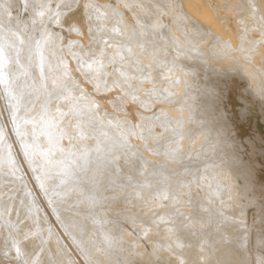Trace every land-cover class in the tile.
Segmentation results:
<instances>
[{"label":"bare ground","instance_id":"6f19581e","mask_svg":"<svg viewBox=\"0 0 264 264\" xmlns=\"http://www.w3.org/2000/svg\"><path fill=\"white\" fill-rule=\"evenodd\" d=\"M21 1L49 24L28 33L19 0H0V264L261 260L264 244L238 236L251 215L233 212L213 116L235 100L264 120V0H115L134 25L108 0ZM81 2L99 47L70 53ZM67 49L114 100L72 77ZM127 99L144 110L135 123Z\"/></svg>","mask_w":264,"mask_h":264},{"label":"rangeland","instance_id":"374dc122","mask_svg":"<svg viewBox=\"0 0 264 264\" xmlns=\"http://www.w3.org/2000/svg\"><path fill=\"white\" fill-rule=\"evenodd\" d=\"M56 1H58V0H56ZM19 2H20V5H18V7H16V8H14V7L10 8V9H13L10 11L12 12V15H14L16 13L15 15L18 18V20L26 25V27L24 26V30H27L26 32L29 33L30 30L32 29V27L37 26L38 23H40V22L49 24V21L48 22L45 21L44 17H42V18L40 17L42 19V20H40V22L38 20H36L35 16H33L31 14L32 11H29V8H28L29 6L26 7V2H22L21 0H19ZM62 3H64V2H62ZM108 3L110 4V6L118 7L122 11V13L125 14L126 18L125 17L124 18L126 20H128V22L131 25H134L135 21H134V19H132V14H130V13H131V11H133V9L135 7L131 10V7L129 6V3H132V2L128 1V6H124L123 4H118V2L115 0H108ZM141 4L145 5L144 2L139 3L136 6L138 8V9L136 8L137 10H141V7H142ZM27 5H28V3H27ZM101 5L104 6L103 4H100L99 6H101ZM139 5H140V7H139ZM85 10L90 11V13L92 12V9L86 8V6H84L81 2L77 11L79 12V21L82 23L83 35L79 36V33H77V32L76 33L73 32L74 34L72 32L70 34L64 32V42L66 43V45L68 44L67 43L68 40L75 39V38L80 39L79 45H78V42H76V40L74 41L75 47L72 46V45H74L73 42H72L73 44L71 43L70 45H68V46H70V48L72 47L71 49H69L70 53L73 50L81 51V50H83L84 47H85L84 50L88 49V48L90 50H92L93 48L98 49V47H99L98 41L93 40L95 38V35H97L98 33L94 32V30L92 28L88 27L86 20H85L87 18L84 15ZM128 10H130V11H128ZM108 12L110 13V11H108ZM111 12L112 13H110V14L114 15L112 10H111ZM26 14H27V16H26ZM110 14H109V16H110ZM112 17H116V15L112 16ZM25 18H26V20H25ZM28 23H29V25H28ZM50 24H52V27H51V25H49V27L53 31H55V30H57L56 32L61 31L59 28H57L56 25H53V23H50ZM87 31H88L89 35L87 34ZM90 36L92 39L90 38ZM91 41L93 42L94 46L92 43H90ZM76 45H77V47H76ZM73 47H74V49H73ZM79 48H81V49H79ZM69 50L67 49L66 50L67 53L65 54V52H64L62 55L65 56V58L70 62L69 66L67 64V67H69V68L71 67L70 71H71L72 77L76 81H79V83H81L82 86L85 87V89L87 90L89 95H91L92 97H95V98L102 97V99H105L107 103L114 100V94H115L114 91H110L109 93L105 92L106 94L103 93L102 95L96 94V92L94 90V88H95L94 84L90 80H88V78H86L85 73L84 72H83L84 74L81 73L82 76H81V74H79L81 71V70H79L80 67H78V65L75 64V62L73 63V59L70 56ZM104 50H105V47H104ZM125 53L127 54L126 51H124V54ZM106 56H107V52H106V55L104 57H102V58L100 57L101 60L104 61ZM124 57H123V59H125ZM71 59H72V61H71ZM107 66L108 67L104 66V68L105 67L108 68V77L109 76L112 77V74L111 75H109V74L111 73V71L113 69H114V71L112 73H115V75L117 73V75H119L118 72L115 71V68L113 66H110V65H107ZM110 68H111V71H110ZM135 69L136 68L131 67L132 71L130 70V68L128 70H130V73L132 72V74H136V72L138 71L137 72V78H138L139 77L138 75L142 74L141 73L142 69H140V68H138V70L137 69L135 70ZM139 70H141V71L139 72ZM77 71H78V73H77ZM133 71H136V72L134 73ZM83 76H84V78H86L85 81H87V82L84 81ZM88 81H89V84H88ZM124 84H126V83H124ZM57 86H58V84H57ZM125 87L129 88L130 86L127 85ZM130 88H129V90H131L132 93L130 91H128V92L131 94H133V92L136 93L138 91V90L136 91V89L132 90ZM138 89H140V88H138ZM234 103H235V100L232 103H230V105H232V106H230L226 102L224 104V106L217 108L218 117L213 116L215 122L219 126L218 143L220 146L219 150H217V151L215 150L216 155H215L214 160L222 159L224 162L225 161L228 162V166L224 168V172L227 174L229 181L231 183V189H229V192L232 191L233 198L237 199V202H236L237 206L233 209V212L236 215L235 217H242V216L251 215L250 216L251 231L247 232V233H243L242 232L243 230H240L241 233H239L238 236L239 237L241 236L240 241L245 243L247 246H254L255 244L256 245L261 244V242H262V244H264V120H262L261 118L256 116V114H254L252 112L251 108H249L245 102L239 101V102H237L236 105H234ZM124 106L128 110L129 115L131 117V120L134 123L137 121L136 113H138V112L144 113V110L141 109V107L138 104H135L134 102H132L129 99H127L126 104H124ZM109 107H110V105H109ZM112 109L113 108H109L108 109L109 112H111V113L114 111L116 112V110H114V109L112 110ZM134 112H135V114H134ZM196 121H199V120H196ZM155 131L158 133V132H160V129L157 127V128H155ZM208 142H212V139H209ZM213 142H214V138H213ZM222 150H224L225 154H226V155H223V157H222V154H223ZM240 191H242V192H240ZM229 197H230V193H229ZM237 209L238 210L240 209L241 211L238 212ZM239 213L240 214L242 213V214L239 215ZM122 225L124 226L123 230L126 228L130 232L132 231V233H134V231L130 227H128L126 224H122ZM239 228H241V226ZM135 236H136V234H135ZM137 243L142 247H144L143 245H145L144 248H146V250H149V246L147 245V243H145L144 239L139 237L137 239ZM240 249H242V247H240ZM245 252H247L248 254L249 253L252 254V251H251V249H249V247L245 248V250L243 252L244 256L242 257V255H241V258H243V259H246L245 257L248 256V255H246ZM261 258H262L261 260H259L258 262H254V264H264V256H261ZM76 263L79 264L78 262H76ZM239 264H253V262L249 261L246 263L242 262Z\"/></svg>","mask_w":264,"mask_h":264}]
</instances>
